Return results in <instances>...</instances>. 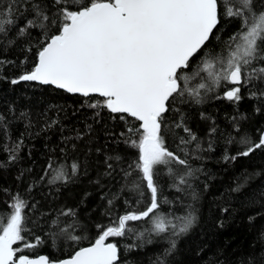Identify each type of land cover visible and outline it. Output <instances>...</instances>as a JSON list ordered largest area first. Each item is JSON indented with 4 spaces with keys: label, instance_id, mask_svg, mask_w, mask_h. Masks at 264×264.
Returning a JSON list of instances; mask_svg holds the SVG:
<instances>
[{
    "label": "snow or ice",
    "instance_id": "snow-or-ice-1",
    "mask_svg": "<svg viewBox=\"0 0 264 264\" xmlns=\"http://www.w3.org/2000/svg\"><path fill=\"white\" fill-rule=\"evenodd\" d=\"M224 19L238 21L227 41L216 35ZM214 37L223 44L220 52L206 51ZM20 40L33 60L30 70L12 78L11 84L36 82L88 101L98 97L87 106L106 109L111 119L128 124L121 136L137 153L124 177L132 178L130 190L138 194L135 203L143 207L129 208L107 226L97 224L94 242L77 248L65 259L52 260L23 254L45 241L39 235L33 241L27 239L29 218L25 210L35 209L36 204L14 196L10 215L0 216V264H121L120 245L109 238L134 234L143 240L145 233L169 234V247L155 261L167 264L166 258L176 249V240L171 237L187 233L196 220L192 211L182 216L160 212L162 204L172 203L163 197L162 168L173 178L170 187L178 192L185 190L181 186L191 188L189 178L194 173L189 165L193 151L186 146L197 137L175 105L203 103L208 93L239 103L247 90L249 99L264 106V0H0V50L16 46ZM28 60L25 57L19 63L24 65ZM14 64L0 56V79L7 78L2 75L4 68ZM255 111L260 112L261 107ZM170 112L175 116L170 118ZM129 118L138 125L129 124ZM173 128L187 134V138L179 137L183 155L170 150L167 143ZM236 131H240L238 124ZM258 131L256 140L247 134L241 136L238 143L243 150L224 159L234 161L264 150V130ZM200 150L197 143L194 151ZM10 159L15 160V155ZM78 168L73 163L70 174L64 167L56 168L48 183L66 182ZM192 198H196L195 193ZM58 215L74 217L75 212L67 209ZM130 222L151 223V228L137 232ZM59 224V219L54 220L52 225L59 232L48 234L54 247L59 236L73 242L82 239ZM138 246L128 244L125 251ZM247 264H264V250L259 256H249Z\"/></svg>",
    "mask_w": 264,
    "mask_h": 264
},
{
    "label": "trees",
    "instance_id": "trees-1",
    "mask_svg": "<svg viewBox=\"0 0 264 264\" xmlns=\"http://www.w3.org/2000/svg\"><path fill=\"white\" fill-rule=\"evenodd\" d=\"M219 27L221 30L216 35L227 41L238 21L224 19ZM26 47L20 40L16 46L0 50V56L15 61L3 70L2 75L7 78L0 79V117L3 118L0 120V216L10 215L14 196L19 195L29 205L35 203V209L25 210L29 218L26 236L33 241L39 235L45 242L23 254L58 260L94 242L97 224L107 226L129 208L143 207L135 203L138 194L130 190L132 178L124 177L137 150L130 148L121 136L128 124L111 119L106 109L87 106L98 97L88 101L78 94L34 82L11 84L12 78L31 68L33 57L24 51ZM222 48L223 44L214 37L206 51L220 52ZM25 57H29L28 63L21 65L19 62ZM215 95L208 93L200 104L175 105L197 137L186 146L193 151L189 165L194 173L189 178L191 188L181 186L185 190L178 192L170 187L173 178L162 168L159 179L163 197L172 203L162 204L160 212L182 216L192 211L196 220L187 233L171 237L176 240V249L166 258L167 264H247L249 256L253 253L259 256L264 250V150L234 161L224 159L243 150L238 143L241 136L247 134L253 140L258 139V130H264V106L249 99L247 90L239 103L216 99ZM257 107H261L260 112L255 111ZM168 116L171 118L175 113ZM129 124L138 125V122L129 118ZM179 137L187 138V134L173 128L167 135V143L170 150L183 155L178 147ZM230 140L233 142L229 143ZM197 143L200 151H194ZM12 155L15 160L10 159ZM50 162L52 169L48 170ZM73 163L79 165L75 176L66 182L48 183L56 168L64 167L70 174ZM109 200L113 201L111 205ZM67 209H72L75 216L58 215ZM57 219L60 228H67L82 239L73 242L59 236L54 247L48 234L59 232L52 225ZM130 223L137 232L151 228V223ZM149 239L151 243L147 242ZM109 241L120 245L121 264H155L157 257L169 247V234L145 233L143 240L128 234L110 237ZM128 244L139 246L125 251Z\"/></svg>",
    "mask_w": 264,
    "mask_h": 264
},
{
    "label": "water",
    "instance_id": "water-1",
    "mask_svg": "<svg viewBox=\"0 0 264 264\" xmlns=\"http://www.w3.org/2000/svg\"><path fill=\"white\" fill-rule=\"evenodd\" d=\"M34 83H36V82H34ZM110 242H112V241H110ZM87 246H89V245H87ZM87 246H84V247H87ZM39 256H41V255H38V256H29L30 258H37V257H39ZM45 256V255H44ZM67 258V257H66ZM63 259H65V258H63Z\"/></svg>",
    "mask_w": 264,
    "mask_h": 264
}]
</instances>
